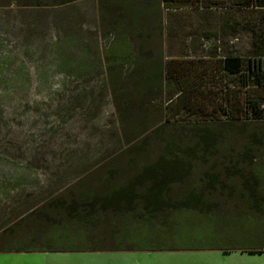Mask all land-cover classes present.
<instances>
[{
	"label": "rangeland",
	"instance_id": "obj_1",
	"mask_svg": "<svg viewBox=\"0 0 264 264\" xmlns=\"http://www.w3.org/2000/svg\"><path fill=\"white\" fill-rule=\"evenodd\" d=\"M215 2L205 1L220 15ZM186 3L179 9L161 4L164 26L173 23L177 34L160 36L155 30L145 38L150 60L163 56L166 67L167 57L177 56L186 72L165 75L162 86L146 92L137 91V76H131L124 91L114 95L103 64L115 23L107 0H0V250L26 249L15 242L46 236L50 226L57 234L47 236L48 247L107 249L157 242L142 234L110 237L124 232L111 211L105 213L108 222L88 228L68 221L80 209L99 207L93 197L106 190L107 176L134 180L169 148L188 145L197 151L194 168L164 195L179 199L203 192L215 214L178 216L167 223L172 235L164 242L264 245L263 194L249 182L251 157L264 155V88L244 85L240 75L223 71L212 55L213 40L201 35L217 24H202L198 11ZM249 38L240 32L231 38L230 49L246 51ZM223 52L218 47L217 54ZM254 99L261 104L259 112L247 115L245 102ZM118 104L135 116L136 130L123 131ZM204 132L212 137L206 149ZM208 174L217 182L210 183ZM246 256L237 260L209 250L0 252V264H264V252Z\"/></svg>",
	"mask_w": 264,
	"mask_h": 264
},
{
	"label": "trees",
	"instance_id": "obj_2",
	"mask_svg": "<svg viewBox=\"0 0 264 264\" xmlns=\"http://www.w3.org/2000/svg\"><path fill=\"white\" fill-rule=\"evenodd\" d=\"M107 1L114 9L115 23L111 30V41L108 47L103 50V64L108 71L114 95L117 91H124L131 76H137L134 79L137 91L146 92L151 88L162 86L163 76H178L181 71L182 73L186 72L185 67L181 68L177 65V56L167 57L166 67L163 66L165 57L161 56V60L153 57L150 60L147 56L149 50L146 47L145 38L150 36L152 31L158 30L160 36H163L165 32L167 34H177L175 32H178L174 29L173 23L168 22L164 26L162 3L166 8L179 9L185 6L184 3L190 2L186 3V7H194L198 11L202 24H217L214 30L204 29L201 35L207 41L213 40L212 55L219 59L223 71L228 75H240L244 85L264 88V0H218L215 2V6L222 8L223 11L220 12V15H217L212 9L209 10L212 5L205 3L206 0ZM242 31L250 34L249 46L246 51L237 53L230 49V40ZM221 46L224 47V52L220 55L217 54V49ZM132 67V71L126 74V70ZM199 73L207 76L205 69H199ZM260 105L258 99L246 101L244 106L246 114L253 115L255 112L254 115H257ZM126 108L129 109V106ZM116 110L123 131L125 132L128 128L136 130L138 123L135 116H131L129 110L123 108L121 104L116 106ZM258 125L261 127V124ZM142 134L143 132L139 135ZM201 137L204 149L212 146V142H209L212 137L209 134L204 132ZM194 147L188 145L176 149L169 148L170 150L166 151V154H162L161 157L142 167L134 176V180L119 181L114 178V175L107 176L103 182L106 190L97 191L93 197L96 202H99V207L90 206L80 209L68 221L73 227L88 228L103 221L108 222L109 218H106L105 213L111 211L119 220L121 230L123 229L124 232H112L109 234L110 237L116 235L121 239H126L130 234L132 236L142 234L150 240L156 237L157 242L154 239V243L146 246L113 245L107 249L74 244L48 247L45 244L47 236L57 234L55 226H50L51 232L49 231L50 233L46 236L31 239L28 242L20 240L15 242L19 247L28 246L26 249L4 248L0 252L171 251L218 248V246H177L164 242L168 240L164 238L172 235L167 223L177 220L178 216L187 213L210 216L215 214L213 206L209 207L206 200L201 197L203 192L190 191L186 197L179 199L164 195L167 187L173 183L184 181L191 174L197 155ZM192 153L195 156H192ZM249 176V182L253 188H260L262 191L263 205L260 208L264 210V155L251 157ZM207 180L210 183L217 182V178L213 174H208ZM146 186L147 188L143 192L138 191V187ZM254 192L255 190L252 189V193ZM110 225L113 229L114 224ZM72 238L88 240L82 237ZM228 248L264 252V245L221 247L225 251Z\"/></svg>",
	"mask_w": 264,
	"mask_h": 264
},
{
	"label": "crops",
	"instance_id": "obj_3",
	"mask_svg": "<svg viewBox=\"0 0 264 264\" xmlns=\"http://www.w3.org/2000/svg\"><path fill=\"white\" fill-rule=\"evenodd\" d=\"M195 250H209V251H214V252H223L224 254H227V255L235 257V259H237V260L247 257L246 256L247 254L262 253V252L243 251V250H241L239 248H228L225 251V250L221 249V247H218L216 249L171 250V251H165L164 250V251H147V252H170V253H174V252H185V251H195ZM237 257H240V258H237Z\"/></svg>",
	"mask_w": 264,
	"mask_h": 264
}]
</instances>
